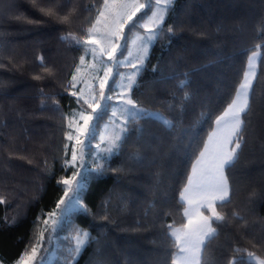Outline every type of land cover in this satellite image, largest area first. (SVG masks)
<instances>
[{"label":"trees","instance_id":"obj_1","mask_svg":"<svg viewBox=\"0 0 264 264\" xmlns=\"http://www.w3.org/2000/svg\"><path fill=\"white\" fill-rule=\"evenodd\" d=\"M12 4L15 8L9 13ZM64 4L65 10L76 9L70 25L42 16L31 0H0V12L5 13L0 15V43L5 46L0 61L6 65L0 68V80L6 82L0 91V195L6 201L0 203L3 264L15 263L26 248L30 252L38 242L46 217L41 210L47 213L55 209L63 195V185L58 186L56 181L72 173V168L66 173L62 167L68 131L64 117L80 107L69 94V79L83 51L60 37L68 32L77 37L86 35L84 30L94 22L103 0H64ZM21 15L25 19H17ZM262 20L264 0H175L166 24H179L182 30L171 38V44L164 36L151 47L137 76L139 86L131 96L144 107L174 119L176 113L168 109V104L176 81L168 77L178 69L190 73L188 91L192 99L174 128L151 123L145 126L143 137L134 131L129 134L119 154L111 160V169L123 167L124 171L109 170L92 180L84 202L94 216H76L51 235L56 245L49 264H66L69 245L64 237L74 224L88 229L99 241L88 244L77 264H97L101 259L106 264H172L176 249L165 240L161 224L180 226L186 222L178 201L195 162L193 152L198 155L197 149L212 132L216 117L234 97L251 54L249 49L260 42ZM128 28L125 26V33ZM40 56L54 69V76L43 73L38 66ZM256 72L247 143L232 170L233 205L223 210L230 213L235 207L246 217L247 224L241 227L233 221L221 229L205 253L207 264H229L236 248L264 259V60L257 61ZM34 75L45 78L35 80ZM41 88L44 95L59 101V110H54L51 99L41 107ZM202 112L206 113L203 118ZM9 153L14 154L11 159ZM137 154L142 163L132 159ZM45 160L51 174L44 167ZM105 201L109 202L107 220L101 219ZM166 212L170 214L164 215ZM37 216H41L40 221ZM13 217L16 223H11ZM241 254L247 258V252Z\"/></svg>","mask_w":264,"mask_h":264},{"label":"snow or ice","instance_id":"obj_2","mask_svg":"<svg viewBox=\"0 0 264 264\" xmlns=\"http://www.w3.org/2000/svg\"><path fill=\"white\" fill-rule=\"evenodd\" d=\"M175 0H103L102 6L98 9V14L94 22L86 30V35L77 37L75 33L68 32L62 35V41H69L74 46L82 49L80 65L76 66V72L70 81L71 89H76L78 81L77 73L81 72V65L85 64V57L90 55L91 68L97 65L103 67L104 76H96L99 81V95L95 93V85L87 84L85 88L71 91L69 94L76 98L79 110L72 109L70 115L64 118L68 120V128L73 129L68 132L67 139L74 141L71 148L70 159L68 157L67 144L64 145V158H62L63 170L67 173L69 168L75 169L71 177H61L56 183L63 185V196L56 202L53 211L44 213L51 219H43L42 223L51 228L52 233H57L63 229L66 223H70L76 216H94L92 209L84 202V196L91 185L92 180L103 177L109 170L113 172H123V167L111 169L112 158L119 154L121 148L129 139V134L135 132L143 137L146 131L145 126L151 123H158L166 129L175 127V121L185 111L187 103L192 99L190 88V73H181L178 69L171 72L168 79L175 80L176 83L171 91V101L168 109L175 112L174 119L166 118L158 111H152L142 104L132 99L131 93L138 87L137 76L143 67L144 61L148 58L151 47L161 38L168 37V43H172V37L182 30L179 24H166V16L174 6ZM32 6L44 17L55 21L58 24L70 25L76 13L74 7L65 10L64 0H31ZM15 5H10L8 12H12ZM91 11V9H88ZM141 15L137 19V14ZM5 13L0 12V15ZM17 19H25L23 15ZM29 23H43V21L29 20ZM125 26H129L128 33H125ZM144 29L143 33L134 32L135 29ZM261 35L260 42L249 49L251 54L247 57V67L243 72V77L238 84L234 97L227 104L223 113L215 119L216 128L203 143L202 148L198 147V155L193 152L195 162L191 167V174L187 176L186 183L180 191L178 203L183 207V218L179 227L173 224H161L164 230V238L169 241L171 247L176 249L172 253V264H207L205 253L210 243L218 238L220 231L230 223L236 221L243 227L247 224V219L241 215L235 207L230 213L223 210L233 205L235 194L232 170L240 160V156L247 143V132L251 121L248 119L251 113L250 97L254 94L253 81L257 78V61L264 60V20L259 25ZM221 27H217L220 31ZM203 35V33H201ZM121 41H123L121 43ZM129 42L136 46L138 52V63L128 60L125 52L131 56ZM5 51V46L0 43V53ZM107 55L108 65L103 57ZM123 58V59H122ZM39 67L48 76H54V69L48 67L45 58L40 56ZM130 64L135 71L127 77V83L117 84L113 69ZM6 65L0 61V68ZM13 67H18L13 65ZM153 66V71H156ZM43 75H34L33 79L42 80ZM6 86V82L0 80V91ZM117 87L120 89L117 91ZM65 91H68L66 88ZM42 100L51 99L55 105L54 110H59V101L54 97L44 95V90L40 89ZM183 95H178V93ZM83 101V103H81ZM84 105H87L91 112H88ZM206 113H201L203 118ZM107 116V121L102 125L101 121ZM82 121L83 123H80ZM143 121V123H142ZM111 128L112 132L106 135V130ZM77 145L79 146L77 148ZM9 153V158L13 157ZM138 163H142V158L137 154L132 157ZM31 163V161H29ZM45 169L51 174V166L47 160L44 161ZM5 198L0 195V203H5ZM105 201L101 205L103 215L101 219L107 220V205ZM186 205V206H185ZM154 207V205L149 206ZM218 208L220 209L218 211ZM207 213V214H205ZM170 213H164L169 215ZM148 212H145V216ZM41 216H37V221ZM13 217L11 223H16ZM243 222V223H241ZM35 223V222H34ZM48 229L46 228L45 231ZM40 240L44 239V232H40ZM68 241L66 264H77V258L82 251L92 241H99L93 237L91 232L74 224L68 236L64 237ZM51 236L49 237V243ZM31 243V242H30ZM247 252V258L241 253ZM38 247L32 245L30 252L26 248L21 261H35V264H47V253L37 257ZM102 255V253H100ZM234 259L229 264H264V259L257 257L247 249L236 248L233 250ZM97 264H106L101 259Z\"/></svg>","mask_w":264,"mask_h":264},{"label":"rangeland","instance_id":"obj_3","mask_svg":"<svg viewBox=\"0 0 264 264\" xmlns=\"http://www.w3.org/2000/svg\"><path fill=\"white\" fill-rule=\"evenodd\" d=\"M144 32V29L142 32L140 33H143ZM123 41H121L122 43ZM129 50L131 51V56L128 55V52L126 51L125 52V57H127L128 60H131V61H134V62H137V66L139 67V63H138V60H137V57H138V52H137V49H136V46L135 45H132L130 42H129ZM83 55V54H82ZM104 61L107 62L108 65H111V61H108V57L107 55H105L103 57ZM123 59V58H122ZM145 62V61H144ZM92 59H91V56L88 55L85 57V64L84 65H81V72L80 73H77V76H78V81H84V82H77V85H76V89H71L70 87V81L72 80V75L76 72V66L77 65H80V59L78 61V63L76 64V66L74 67L73 69V72L70 76V79H69V91H74V90H79L80 88H85L86 92H87V84L88 83H93L95 85V93L97 95V98H98V95H99V87H98V83L99 81L97 79H94V77L96 76H99V77H103L104 76V71H103V67L100 66V65H97L96 68H91L89 67L88 65L92 64ZM247 67V65H246ZM114 73H120L121 75L120 76H116V81H117V84L123 82L124 84L127 83V77L133 72L135 71V69H133L131 67L130 64H125L123 66H120V67H117V68H114L113 69ZM117 91H119L120 89L117 87L116 89ZM83 102V101H82ZM87 106V105H86ZM79 110V109H77ZM86 110L88 112H91V109H88L86 108ZM72 113V110L69 112L68 115H70ZM108 117L106 118V120L102 123V125L107 121ZM67 121V128H68V120L66 119ZM80 123H83L82 121H80ZM72 131L73 134H75L74 130L73 129H69L68 128V132ZM112 132V129L109 128L106 130V135L107 134H110ZM207 141V140H206ZM66 144L69 146L68 148V158L70 159V156H71V148L74 144V141H69L67 139V135H66ZM79 146L77 145V148ZM75 171V169H72V172ZM72 174V173H71ZM71 174L68 176V177H71ZM191 174V172H190ZM63 196V195H62ZM186 206V205H185ZM44 219H49L47 216L44 218ZM49 225H51V219H49ZM174 227H179V226H174ZM48 229L47 231H45V229ZM43 231L44 232V239L43 241L40 240V235L38 237V242L35 244L37 247H38V253H37V257L39 258L40 256H44L45 253H47V264H49L50 260L52 259V257H54L55 253H54V248H55V245H56V238L55 237H51V248L47 249L45 248V246L47 247V245H51L49 243V237L53 234L51 232V228L49 226H46L42 223L41 225V230L40 232ZM258 257V256H257ZM260 258V257H259ZM0 264H3L1 261H0ZM13 264H35V261H31V262H28L27 260L25 261H21L20 258Z\"/></svg>","mask_w":264,"mask_h":264},{"label":"crops","instance_id":"obj_4","mask_svg":"<svg viewBox=\"0 0 264 264\" xmlns=\"http://www.w3.org/2000/svg\"><path fill=\"white\" fill-rule=\"evenodd\" d=\"M215 128H216V125H214V128H213V130H215ZM213 130H212V131H213ZM210 134H211V133H210Z\"/></svg>","mask_w":264,"mask_h":264}]
</instances>
